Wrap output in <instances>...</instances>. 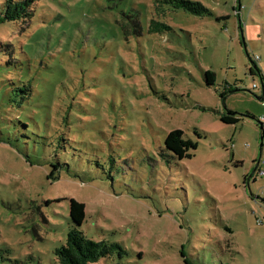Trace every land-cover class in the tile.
<instances>
[{"label":"rangeland","instance_id":"374dc122","mask_svg":"<svg viewBox=\"0 0 264 264\" xmlns=\"http://www.w3.org/2000/svg\"><path fill=\"white\" fill-rule=\"evenodd\" d=\"M21 1L0 0V264H61L71 198L123 251L91 264H264V0Z\"/></svg>","mask_w":264,"mask_h":264},{"label":"trees","instance_id":"16d2710c","mask_svg":"<svg viewBox=\"0 0 264 264\" xmlns=\"http://www.w3.org/2000/svg\"><path fill=\"white\" fill-rule=\"evenodd\" d=\"M168 3H172V0H165ZM175 7H181L189 12L193 13H202L207 12V9H204L198 3H194L188 0H173ZM237 7L240 6L239 0L235 1ZM28 0H23L19 3L24 4L25 7L27 6ZM19 5L13 7V9H9L8 13L6 14L7 19H15L19 12ZM22 13L28 14L25 10H22ZM228 16V15H225ZM3 21L0 17V22ZM240 26V24H239ZM252 66L256 68V71L259 70L256 67V63L252 58H249ZM250 72L252 73V67L250 68ZM205 80L207 85L211 86L215 80V74L211 70H206L204 72ZM230 91V90H229ZM264 93V90L262 89ZM222 95H225L223 92ZM235 113L228 112L227 114H223L220 119L221 121L234 124L236 123L239 118L235 116ZM262 130L263 124L259 122ZM263 131V130H262ZM183 131L180 129H173L167 132L164 138V146L165 149L170 151L173 156L177 159H183L186 156H189L188 150L189 148H195L194 144L188 139L183 137ZM259 160V159H258ZM258 160L256 162V169H258L261 165L258 164ZM51 170L49 172V176L51 180H55L57 177L54 173H56L59 168H62L63 164L58 163H51L49 165ZM256 175L259 176L256 172ZM260 177V176H259ZM68 212L71 222L74 224L75 227L70 228L67 232L65 242L60 245L58 248L54 250V254L56 259L61 264H91L95 261H98L100 258L107 257L112 253L117 254L118 257L123 256V251L120 245L116 242H106L104 240L94 241L92 239L87 238L81 230H79L76 226L81 225L85 218V205L82 202H79L73 198L69 200L68 205ZM116 251V252H115ZM177 255L182 258V260L187 264H194L189 256L185 255V252L182 250H178ZM141 257V253H139V258Z\"/></svg>","mask_w":264,"mask_h":264},{"label":"built area","instance_id":"2783aa9c","mask_svg":"<svg viewBox=\"0 0 264 264\" xmlns=\"http://www.w3.org/2000/svg\"><path fill=\"white\" fill-rule=\"evenodd\" d=\"M240 10V6L237 8V10H236V16L237 15H239V11ZM253 60L255 61V60H258V57L256 56V57H254L253 58ZM260 121L262 122V124H263V122H264V115H262L261 116V118H260ZM258 164L259 165H261L258 169H257V174L260 176V177H263L264 178V157H260L259 158V160H258Z\"/></svg>","mask_w":264,"mask_h":264},{"label":"crops","instance_id":"0c3cea01","mask_svg":"<svg viewBox=\"0 0 264 264\" xmlns=\"http://www.w3.org/2000/svg\"><path fill=\"white\" fill-rule=\"evenodd\" d=\"M241 0H239V2H240ZM228 15V14H227ZM237 16H239V15H237ZM238 22H239V24H240V21L238 20ZM247 181H248V179H247Z\"/></svg>","mask_w":264,"mask_h":264}]
</instances>
